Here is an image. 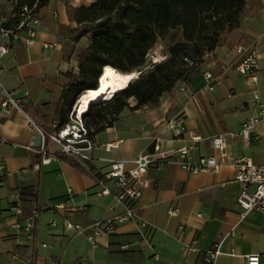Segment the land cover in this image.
<instances>
[{
	"label": "crops",
	"instance_id": "crops-1",
	"mask_svg": "<svg viewBox=\"0 0 264 264\" xmlns=\"http://www.w3.org/2000/svg\"><path fill=\"white\" fill-rule=\"evenodd\" d=\"M90 3L48 0L37 10L40 24L33 41L12 43L0 61L2 87L16 90L23 98L22 111L0 110V166H4L0 171V264H246L250 254H258L259 264H264V214H241L234 168L225 165L217 173L190 174L178 167L175 156L147 169L136 220L119 223L110 235L96 237L95 246L87 238L94 222L122 211L111 196L97 194L110 165L123 162L126 170L132 169V159L149 150L156 137L162 140L161 148L171 153L187 144L190 131L198 133L201 140L191 152L196 162L203 156H217L210 139L223 135L229 155H246L255 164H264V115L252 104L255 90L264 105V0H247L239 26L225 34L185 80L162 93L155 105L133 108L136 102L128 101V107L94 131L96 146L87 159L62 154L47 140L45 148L55 153V159L40 165L39 156L25 148L34 133L29 120L45 130L59 123L66 108L61 102L63 89L69 74L78 72L75 58H63L62 43L76 26L69 20L67 5ZM13 12L7 0L0 7V19ZM237 46L245 50L237 52ZM251 51L258 55L255 86L246 85L237 70ZM205 70L214 77L211 92L202 89ZM70 109L64 114L67 118ZM250 117L260 119L252 130L257 140L229 135L237 134ZM178 118L183 126L171 132L166 124ZM116 141L117 147L104 148ZM21 189L36 193L20 194ZM12 192L20 195L23 216L39 208L31 235L10 226ZM57 203L64 207L54 208ZM170 205L179 209L178 215L168 214ZM78 206L82 209L77 210ZM65 218L81 225L84 233L65 229ZM194 239L197 251L188 253L186 247ZM215 244L221 254L207 262L204 254Z\"/></svg>",
	"mask_w": 264,
	"mask_h": 264
},
{
	"label": "trees",
	"instance_id": "trees-1",
	"mask_svg": "<svg viewBox=\"0 0 264 264\" xmlns=\"http://www.w3.org/2000/svg\"><path fill=\"white\" fill-rule=\"evenodd\" d=\"M47 1L17 0L14 10L25 5H35L38 10ZM246 4L247 0H92L89 5H67L69 20L76 26L62 43L63 58H75L78 72L69 74L61 95L66 108L56 125L67 121L64 114L83 91L95 88L106 65L123 73H141L125 89L85 111L83 119L92 130L91 138L113 115L128 107L129 98L136 102L133 108L155 105L162 93L185 80L204 62V54L239 26ZM174 31L178 37L167 47L166 59L149 66L148 51ZM23 193L35 195L36 190L21 189Z\"/></svg>",
	"mask_w": 264,
	"mask_h": 264
},
{
	"label": "built area",
	"instance_id": "built-area-1",
	"mask_svg": "<svg viewBox=\"0 0 264 264\" xmlns=\"http://www.w3.org/2000/svg\"><path fill=\"white\" fill-rule=\"evenodd\" d=\"M13 8L16 6L17 0H11ZM40 24L37 16L35 5L21 6L14 10L12 15H5L0 19V61L2 57L10 50V45L16 41H21L24 44H30ZM43 46H46L43 44ZM237 52H242L245 49L242 46L236 47ZM209 54H204L207 58ZM257 60L258 55L251 51L247 53L242 61L238 64L237 70L243 75L244 83L248 86H255L257 83ZM204 85L203 91L211 92L215 87V81L212 73L208 70L203 72ZM184 91V88H180ZM25 97H29L25 94ZM16 90L4 89L0 82V110L1 111H22L23 103ZM253 105H255L260 114L264 115V105L259 101L258 95L253 90ZM72 105L68 119L62 125L57 126L52 124L49 130L42 129L35 122L29 120V126L33 129V136L25 148L39 156V164L46 165L55 159V153L48 151L45 148L46 141L58 147L60 153L70 156H75L81 159L88 158V151L93 149L96 144L89 136L91 129L85 125L83 116L78 115L74 111ZM258 117H250L243 124L239 132L230 133L232 137L240 135L248 141L257 140L258 136L252 133L253 128L259 122ZM183 126V121L178 118L174 121H169L166 127L171 131H178ZM37 133L40 135V143L37 144ZM201 136L190 131L188 133L187 144L173 152H166L161 148L162 140L159 137L153 139L151 148L143 153L138 154L132 159L133 168L126 170L123 162H113L109 170L100 181L101 189L98 195L111 196L114 201L122 206V211L104 221H97L91 225V233L87 236L93 246L96 245L95 239L98 236H108L113 233L115 227L119 223L133 221L138 218V201L142 189L146 186L144 177L147 169L151 165L161 166L162 162L170 156L177 158L178 167L190 174L196 173H217L221 167L231 165L234 170L233 182L238 187L236 202L241 209V214L248 213L264 214V164L257 165L251 157L246 155L231 156L228 154L225 146L223 135H218L210 139V145L217 150V156H203L196 162L192 161L191 152L197 147ZM119 141L107 143L104 145L106 150H110L118 146ZM37 166V165H36ZM4 166H0V171L3 173ZM109 182L110 186L103 184ZM63 203H57L54 208H63ZM81 210L82 207H75ZM8 210L13 216L10 226L15 231H21L26 235H31L37 217L39 208L35 207L26 216L22 215L20 207V195L18 192L9 194ZM170 216L179 214V209L175 205H170L168 208ZM54 224V222H52ZM63 226L67 230H73L78 234L84 233L85 229L73 223L70 219L65 218ZM188 253L197 251L196 240H192L186 247ZM221 250L219 244H215L212 249L204 254L207 262L212 263L219 255ZM246 264H259V255L250 254L246 256Z\"/></svg>",
	"mask_w": 264,
	"mask_h": 264
},
{
	"label": "bare ground",
	"instance_id": "bare-ground-1",
	"mask_svg": "<svg viewBox=\"0 0 264 264\" xmlns=\"http://www.w3.org/2000/svg\"><path fill=\"white\" fill-rule=\"evenodd\" d=\"M136 77V71L123 73L108 65L104 66L97 77V86L83 91L77 97L74 111L83 116L90 105L104 101L113 93L125 89Z\"/></svg>",
	"mask_w": 264,
	"mask_h": 264
},
{
	"label": "rangeland",
	"instance_id": "rangeland-1",
	"mask_svg": "<svg viewBox=\"0 0 264 264\" xmlns=\"http://www.w3.org/2000/svg\"><path fill=\"white\" fill-rule=\"evenodd\" d=\"M84 1H87V0H84ZM90 1L92 2V0ZM6 2L7 0H0V7H3L6 4ZM177 37H178V31H174V32H170L164 38L159 39L156 42V44L147 53V56H146L147 64H149L150 66L153 63L161 62L164 59H166L167 47L173 42H175L177 40ZM133 100L134 98L128 99V101H133Z\"/></svg>",
	"mask_w": 264,
	"mask_h": 264
},
{
	"label": "water",
	"instance_id": "water-1",
	"mask_svg": "<svg viewBox=\"0 0 264 264\" xmlns=\"http://www.w3.org/2000/svg\"><path fill=\"white\" fill-rule=\"evenodd\" d=\"M148 68V67H147ZM141 72H137V76L140 74ZM137 78V77H136ZM97 86V80H96V84H95V87ZM114 94V93H113ZM36 137H37V144H39L40 143V135L37 133V135H36Z\"/></svg>",
	"mask_w": 264,
	"mask_h": 264
}]
</instances>
